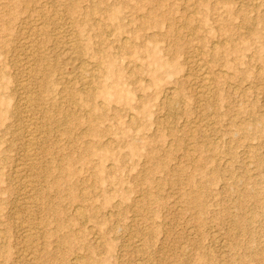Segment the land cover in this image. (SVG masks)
Wrapping results in <instances>:
<instances>
[{"label": "rangeland", "instance_id": "rangeland-1", "mask_svg": "<svg viewBox=\"0 0 264 264\" xmlns=\"http://www.w3.org/2000/svg\"><path fill=\"white\" fill-rule=\"evenodd\" d=\"M70 1L116 13L115 35L91 41L122 68L99 78L90 115L58 93L73 75ZM246 2L0 0V264H264V0ZM227 40L238 51L213 62ZM31 41L52 54V88L34 82ZM31 117L45 131L34 147Z\"/></svg>", "mask_w": 264, "mask_h": 264}, {"label": "bare ground", "instance_id": "bare-ground-1", "mask_svg": "<svg viewBox=\"0 0 264 264\" xmlns=\"http://www.w3.org/2000/svg\"><path fill=\"white\" fill-rule=\"evenodd\" d=\"M246 1L245 0H241L243 5L245 3L247 4ZM75 2H71L70 1V5L67 6V7H69L68 10L71 11L70 14L72 16H74V20L71 21V22H72L73 26H76L78 28V29L75 28L74 33H72V35H73L72 38L68 39L69 43L72 42L71 48L68 47L69 48L68 52L71 51L70 52L71 57L74 59V64L72 65L73 67L71 66L72 67L71 69L73 70V72H72L73 75L72 76L68 75V74L62 75V73H61L60 78L62 80L61 79H57V80H59V82L62 83V85L60 83L61 87L59 88V90H58L59 92L58 93L60 95H62V96L64 95V96H70V97H74L75 95H77L79 93L80 97H79L78 100H81L82 105L85 106V108H86L85 110H87V113L89 112V115H90V114H95V112H97L99 110L100 105L97 103V97L101 94L102 97L106 98V95L108 93V83H107V81L101 80L99 78H101V77L106 78V77H108V76H110L112 74H115L116 76H119L120 75V70L119 69L122 68V67L118 68V66L115 65V63L113 61H111L109 63L103 62L102 61V55H101V50H102L101 49V45L97 44V42L94 43V42L91 41V40L94 39V37L92 36V32H94V31H96L95 33L99 34V36L100 35L101 36H103V35H115L114 18L116 17V13H114V12L109 13V14H107L106 17L105 16H101V15H93L92 11L88 10L87 7H82L81 5H78L79 3H75ZM98 2H100V1H98ZM101 3H103V2H101ZM194 5L195 4L193 2L189 3L190 7H194ZM100 9H102V8H100ZM81 11L84 12L83 13L84 16L82 18L80 17V19L76 18L75 14L78 13V12H81ZM258 19H259L258 16L249 15L248 17L245 18V22L248 23L249 26H252L255 23H257ZM44 24H45V22H42V25L40 24L41 26L38 27L39 30L41 31V33H43L42 30L44 29V27H43ZM37 26H39V25H37ZM250 31H251V28H250ZM119 36H121V33L119 34ZM102 38H104V37H102ZM102 38H101V40H102ZM119 38L120 39H119V42H118L116 48H128V50L132 49V47L127 44V40H125V38H124V40L122 39L123 37L122 38L119 37ZM139 38H140V36H139ZM99 41H100V39H99ZM227 41H228V45L227 46H226L227 42H225V41H223L222 43H220L218 45H216L217 42L215 43L214 48L212 50L213 51V55H212V61L213 62H217L221 58L220 54H221L223 48H226L227 50H230V51H235V50H236V52L238 51L235 44L230 43V40H227ZM100 42H102V41H100ZM103 43L105 44V42H103ZM30 44L31 45L33 44L36 47V52H37V57L34 60L33 66H30L31 64H29L27 62L28 65L30 67H32L30 69V71H32V73L34 75V80H35L34 82L39 84V85H43L44 84V85H46L48 87L51 85L50 87L52 88V85H54V83H53L54 81L50 79L49 74L52 71L51 69H53V68H50L49 64H48L49 66H46V64L49 63L48 61L51 60V59L49 60V58L52 56V54H50L47 51V48L46 49H42L39 46V41H31ZM103 46H102V48H104ZM104 49L102 51H104ZM66 51H67V49H66ZM70 54H69V56H70ZM85 56H88V58L91 59L92 63H90L91 66H89V67L86 64H84V62L86 60ZM196 56L197 55H195V58H196ZM104 57H105V55H104ZM43 60L45 62H43ZM201 61H203V60H201V58H199L197 60L198 65H199V77H200L199 78V82H197L198 83L197 87L199 88V92H200L201 96L203 97V99L204 100H209V98L211 97V95H212V93L214 91V84H213L214 78H213L212 74L209 71H207V69H205V64L203 65L204 67L202 66ZM42 62H43V64H42ZM85 63H87V62H85ZM198 65L196 67H198ZM63 70L64 69H62V71ZM30 71H29V73H30ZM58 74H59V71H58ZM76 81L79 83L80 86H75L74 85V82H76ZM27 82H28V80H27ZM56 82H58V81H56ZM67 84H69V86ZM28 87H29V85H28ZM28 92H30V91H28ZM75 98H78V95ZM29 100H31V98ZM78 100H77V102H78ZM73 101H74V99H72V102ZM69 102H70V100H69ZM24 106H25V110L29 111V113H30L31 108H33V106L30 103H28V102ZM80 107H81V105H80ZM69 113L70 114H66L67 120H68L69 117H71V118L75 117L74 114H71V112H69ZM31 118H30L29 122L26 123L27 124L26 128H27V132H28L27 136H28L29 145L31 147H34V146H36L38 140L40 139L41 135L44 134L45 131L44 130L38 131V127L36 125L35 119L34 118L31 119ZM89 121H94V119L88 118V123H89ZM67 122H69V121H67ZM69 129H70V126H67L66 129H65L66 132L69 131ZM86 148H88V146ZM26 157H27L28 160H32L34 158L33 151L29 149L27 154H26ZM33 166H34V164H33ZM26 204H28V203H26ZM81 211H82V209H81ZM81 211H79V212H81Z\"/></svg>", "mask_w": 264, "mask_h": 264}]
</instances>
